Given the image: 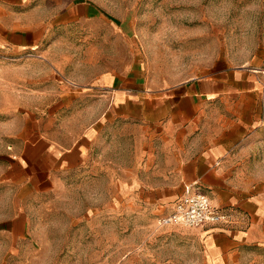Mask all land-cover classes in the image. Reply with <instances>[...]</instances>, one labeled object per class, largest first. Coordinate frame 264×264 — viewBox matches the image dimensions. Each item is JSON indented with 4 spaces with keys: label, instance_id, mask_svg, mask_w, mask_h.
<instances>
[{
    "label": "rangeland",
    "instance_id": "rangeland-1",
    "mask_svg": "<svg viewBox=\"0 0 264 264\" xmlns=\"http://www.w3.org/2000/svg\"><path fill=\"white\" fill-rule=\"evenodd\" d=\"M84 1L97 13L42 50L0 46V264H264V0ZM99 72L117 73L118 87L126 75L159 87L224 75L238 86L205 105L195 132L229 137L227 175L246 208L214 204L217 220L160 224L177 196L155 202L141 183L153 176L141 167L147 134L121 117L101 122L100 158L57 167L46 142H74ZM214 227L251 230V241L211 256Z\"/></svg>",
    "mask_w": 264,
    "mask_h": 264
},
{
    "label": "crops",
    "instance_id": "crops-1",
    "mask_svg": "<svg viewBox=\"0 0 264 264\" xmlns=\"http://www.w3.org/2000/svg\"><path fill=\"white\" fill-rule=\"evenodd\" d=\"M97 11L95 5L84 0H0V46L11 52L42 50L62 34L70 20L92 16ZM118 78L117 73H94L95 84L88 86L90 93L85 91L88 98L81 109L86 119L77 138L67 145L54 140L46 142L48 155L57 159V167L75 168L91 154L100 158L104 131L101 122L121 117L127 122H141L145 128L147 146L139 165L142 173L153 176L141 183L147 185V190L156 191L155 202L178 196L186 184L198 181L213 204L220 207L236 202L246 208V202L237 194L238 185L227 175L232 168L229 137L195 132L197 120L205 114V105L209 103V108H217L215 101L228 99L231 90H239L238 86L230 87L224 75L186 79L167 87L142 86L134 75L121 76L119 83L124 85L118 87L115 85ZM240 90L251 93L246 84ZM125 102L127 105L132 102L135 111L124 110ZM113 127L116 130L118 125ZM34 142L22 151L36 148ZM25 160L28 161L27 157ZM171 206L172 203L169 210ZM261 220L256 218L254 222ZM211 232L206 253L220 259L232 246L239 241H251L246 237L252 236L251 230L246 236L241 230L219 227Z\"/></svg>",
    "mask_w": 264,
    "mask_h": 264
},
{
    "label": "built area",
    "instance_id": "built-area-1",
    "mask_svg": "<svg viewBox=\"0 0 264 264\" xmlns=\"http://www.w3.org/2000/svg\"><path fill=\"white\" fill-rule=\"evenodd\" d=\"M194 183L186 184L182 193L173 200L171 209L159 216L160 224L200 225L223 216L209 195Z\"/></svg>",
    "mask_w": 264,
    "mask_h": 264
}]
</instances>
